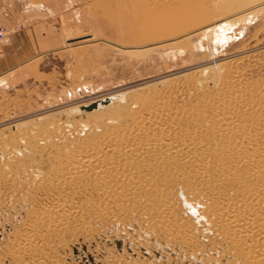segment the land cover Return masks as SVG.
Segmentation results:
<instances>
[{
	"label": "rangeland",
	"instance_id": "obj_1",
	"mask_svg": "<svg viewBox=\"0 0 264 264\" xmlns=\"http://www.w3.org/2000/svg\"><path fill=\"white\" fill-rule=\"evenodd\" d=\"M214 1L227 0L145 1L146 10L132 19L131 45L143 43L152 29L202 14ZM50 31L61 37L57 49L45 47L30 63L0 69V264H264L253 258L264 250V237L238 234L225 217L264 221V5L217 40L209 39L210 31L197 32L145 49L93 37L68 40L73 35L57 22ZM163 80L161 89L153 87ZM231 87L238 89L234 102L216 99ZM123 93L136 95L70 129L67 111L77 104ZM154 105L201 136L211 159L207 177L195 174V161L167 170L138 167L137 181L148 187L107 197L100 190L116 186L110 179L78 186L55 181L77 153L111 141ZM222 108L232 116L224 126ZM201 109L203 121L192 115ZM247 143L255 148L243 150ZM100 202L105 205L97 210ZM56 204V212L71 205L80 210L69 225L40 233L48 223L44 209ZM30 233L40 248L24 253L25 261L6 258Z\"/></svg>",
	"mask_w": 264,
	"mask_h": 264
},
{
	"label": "bare ground",
	"instance_id": "obj_2",
	"mask_svg": "<svg viewBox=\"0 0 264 264\" xmlns=\"http://www.w3.org/2000/svg\"><path fill=\"white\" fill-rule=\"evenodd\" d=\"M206 4L207 7L202 14L195 17H191L192 15L186 16L180 22H168L169 24L163 26L165 28H161V30L153 31L152 29L150 33L148 32L149 34L146 39L142 41L144 44L139 41L138 45L129 47L145 49L147 46L159 45L167 41L176 44L183 36L203 32V36L205 37L208 36V31H210L209 39L217 40L219 33L226 35L233 31L234 26L238 23L252 21L253 16L255 17L256 14L260 13L264 0L260 2L227 0L214 1L211 4L208 2L204 5ZM164 83L167 84V80H163L152 86L161 89ZM215 86L216 89L219 87L218 78H216ZM153 87L150 86L138 90L136 93L148 91ZM136 93L132 95L123 93L95 100L90 102V104H77L78 106L74 109L67 111L68 117L66 122L72 123L70 127L72 129L77 120H87L91 115L96 113L103 114L112 107L117 106L119 108L126 105ZM237 93L238 89L231 87L228 93L224 95L218 94L216 99L220 102L228 101L231 103L235 101L234 98ZM261 101L264 103V100ZM93 103L96 106L88 109ZM70 114L73 116L70 117ZM192 115L198 117L201 121L205 119L204 110L202 109L193 112ZM174 117L172 111L166 107L162 108L159 105L149 106L143 112L135 114L132 117L133 119L131 118L132 123L130 122L131 124L128 123V126L120 129L111 141L99 143L91 147V149H84L77 153L71 162L66 163L63 175L55 178V181H58L61 186H78L89 184L93 180L110 179V182H113L116 186L111 187L107 185L101 187L100 190L102 195L107 197L113 195L121 196L125 192L126 187L130 189L148 187V182L137 181L138 175L141 172L138 167H143L146 170L154 168L167 170L179 162L195 161L197 164L195 174L202 178L207 177V167L211 163V159L202 152L201 136L195 130H191L175 121ZM231 117L230 112L226 108L219 110L218 121L221 126L229 123ZM241 148L247 151L252 150V148L254 149L255 146L253 143H247ZM226 173L224 172L225 176H227ZM103 205H105V202L97 203L94 207L100 210ZM50 206L43 211L44 218L48 223L41 227L40 233H50L56 228L64 227L66 224L69 225L70 218L73 217L71 214L77 213L80 210L79 206L73 207L71 205L69 208L61 207L62 209L56 212L59 204L53 207ZM225 217L227 222L232 226L233 231H236L238 234L244 235L253 241L257 240L258 237H264V221L262 219L255 216L243 217L235 213L227 214ZM38 218L39 216H36L35 220H38ZM38 239L37 234L30 233L21 236L15 243L14 249L7 252L6 258L14 260L21 257L24 253L36 251L37 247L40 248L37 245ZM255 257L263 259L264 250L256 249L253 254V258ZM22 259L25 261L23 256Z\"/></svg>",
	"mask_w": 264,
	"mask_h": 264
},
{
	"label": "crops",
	"instance_id": "obj_3",
	"mask_svg": "<svg viewBox=\"0 0 264 264\" xmlns=\"http://www.w3.org/2000/svg\"><path fill=\"white\" fill-rule=\"evenodd\" d=\"M145 1L151 5V0H0V24L19 28L0 38V69L30 63L45 47L57 49L62 41L50 31L54 22L73 35L68 40L93 37L132 46V19L146 10Z\"/></svg>",
	"mask_w": 264,
	"mask_h": 264
},
{
	"label": "built area",
	"instance_id": "obj_4",
	"mask_svg": "<svg viewBox=\"0 0 264 264\" xmlns=\"http://www.w3.org/2000/svg\"><path fill=\"white\" fill-rule=\"evenodd\" d=\"M14 30H17V28H14ZM13 29H9L7 26H5L4 24H0V38L5 37L6 35H8L9 33L14 31Z\"/></svg>",
	"mask_w": 264,
	"mask_h": 264
},
{
	"label": "water",
	"instance_id": "obj_5",
	"mask_svg": "<svg viewBox=\"0 0 264 264\" xmlns=\"http://www.w3.org/2000/svg\"><path fill=\"white\" fill-rule=\"evenodd\" d=\"M96 106V104L95 103H93V105L92 106H90L88 109H90V108H93V107H95Z\"/></svg>",
	"mask_w": 264,
	"mask_h": 264
}]
</instances>
